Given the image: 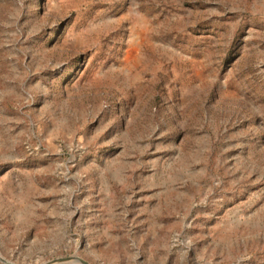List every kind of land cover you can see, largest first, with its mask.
<instances>
[{
  "label": "rangeland",
  "instance_id": "rangeland-1",
  "mask_svg": "<svg viewBox=\"0 0 264 264\" xmlns=\"http://www.w3.org/2000/svg\"><path fill=\"white\" fill-rule=\"evenodd\" d=\"M264 264V0H0V264Z\"/></svg>",
  "mask_w": 264,
  "mask_h": 264
},
{
  "label": "water",
  "instance_id": "water-1",
  "mask_svg": "<svg viewBox=\"0 0 264 264\" xmlns=\"http://www.w3.org/2000/svg\"><path fill=\"white\" fill-rule=\"evenodd\" d=\"M57 262L63 263V262H72V263H79V264H86L85 262L79 260L75 256L66 257V258H60L57 260Z\"/></svg>",
  "mask_w": 264,
  "mask_h": 264
}]
</instances>
